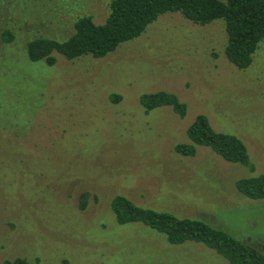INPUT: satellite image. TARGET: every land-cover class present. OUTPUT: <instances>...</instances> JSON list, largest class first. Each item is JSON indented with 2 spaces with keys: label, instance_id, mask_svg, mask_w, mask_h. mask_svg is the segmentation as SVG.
Here are the masks:
<instances>
[{
  "label": "rangeland",
  "instance_id": "obj_1",
  "mask_svg": "<svg viewBox=\"0 0 264 264\" xmlns=\"http://www.w3.org/2000/svg\"><path fill=\"white\" fill-rule=\"evenodd\" d=\"M111 1L0 0V264H228L202 244L172 246L149 227L118 224V194L264 252V201L235 188L264 175V41L239 70L223 55L221 20L199 26L166 13L101 59H27L30 40H65L83 15L101 24ZM158 91L175 94L186 116L144 112L141 96ZM199 114L243 142L254 172L205 146L192 158L174 153Z\"/></svg>",
  "mask_w": 264,
  "mask_h": 264
},
{
  "label": "trees",
  "instance_id": "obj_2",
  "mask_svg": "<svg viewBox=\"0 0 264 264\" xmlns=\"http://www.w3.org/2000/svg\"><path fill=\"white\" fill-rule=\"evenodd\" d=\"M166 13H179L199 26L221 20L226 34L223 55L239 70L252 64L253 54L264 41V0H112L103 23H95L89 15L80 16L75 19L73 31L65 40L42 36L30 40L26 45V57L31 62L43 61L47 66L56 63V55L68 61L83 57L101 59L121 44L139 38L150 24ZM2 36L7 43L14 40L9 30ZM119 99L114 94L110 96L112 103H118ZM139 102L144 112L166 106L179 118H184L187 113L186 104L166 91L143 94ZM186 138L187 142L173 146L176 155L192 158L197 153V146H205L223 160L254 172L243 142L234 135L216 132L203 114L197 115L188 126ZM235 188L247 199L264 201V175L240 178ZM110 209L118 224L149 227L163 235L169 245L198 243L223 257L228 264H264V252L200 219L140 207L120 194L111 199ZM39 263L38 259L30 261L23 257L5 261V264Z\"/></svg>",
  "mask_w": 264,
  "mask_h": 264
}]
</instances>
